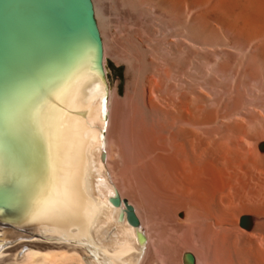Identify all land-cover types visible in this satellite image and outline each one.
<instances>
[{"label":"rangeland","instance_id":"374dc122","mask_svg":"<svg viewBox=\"0 0 264 264\" xmlns=\"http://www.w3.org/2000/svg\"><path fill=\"white\" fill-rule=\"evenodd\" d=\"M130 1L100 2L121 101L108 162L147 224V259L234 264L231 243L264 257V0ZM196 150L219 164L186 162Z\"/></svg>","mask_w":264,"mask_h":264},{"label":"bare ground","instance_id":"6f19581e","mask_svg":"<svg viewBox=\"0 0 264 264\" xmlns=\"http://www.w3.org/2000/svg\"><path fill=\"white\" fill-rule=\"evenodd\" d=\"M91 1L100 49L86 28L71 29L61 20L56 0H0V264L154 262L147 259L151 234L138 205L129 201L139 220L135 228L123 203L110 201L120 195L108 162L110 109L112 98L117 107L121 101L107 75L111 53L101 0ZM64 88L70 100L55 110L66 123L52 144L42 126L44 106ZM196 152L186 162L219 164L217 154L209 159ZM67 191L70 203L58 210ZM211 198L216 207L223 203L218 193ZM230 247L234 264H264L256 250L245 255L235 243Z\"/></svg>","mask_w":264,"mask_h":264},{"label":"water","instance_id":"95a60500","mask_svg":"<svg viewBox=\"0 0 264 264\" xmlns=\"http://www.w3.org/2000/svg\"><path fill=\"white\" fill-rule=\"evenodd\" d=\"M57 13L61 20L71 29L86 28L87 31L96 41L99 49L101 47V38L97 30L93 6L91 0H56ZM113 205L119 206L122 202L126 214L127 221L135 228L139 226V220L134 211V207L126 200L121 199L120 195L115 192L114 196L110 198ZM139 238L144 239V235L139 231ZM187 264L194 263V256L192 253L186 254Z\"/></svg>","mask_w":264,"mask_h":264},{"label":"snow or ice","instance_id":"6c2138e0","mask_svg":"<svg viewBox=\"0 0 264 264\" xmlns=\"http://www.w3.org/2000/svg\"><path fill=\"white\" fill-rule=\"evenodd\" d=\"M70 100V90L64 88L56 93H53L52 99L45 104L44 118L42 120V126L48 134L49 140L52 144H55L60 130L65 126L66 120L63 118V111L56 112V106L58 104L67 105ZM70 128V125H68ZM57 183V193L60 194L59 181ZM71 193L67 191L64 193V199L57 201V209L63 207L64 204L70 203Z\"/></svg>","mask_w":264,"mask_h":264}]
</instances>
